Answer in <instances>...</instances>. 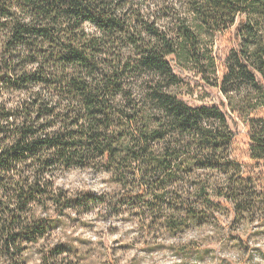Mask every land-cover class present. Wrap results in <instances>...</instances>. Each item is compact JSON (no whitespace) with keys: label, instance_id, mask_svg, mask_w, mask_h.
I'll use <instances>...</instances> for the list:
<instances>
[{"label":"trees","instance_id":"16d2710c","mask_svg":"<svg viewBox=\"0 0 264 264\" xmlns=\"http://www.w3.org/2000/svg\"><path fill=\"white\" fill-rule=\"evenodd\" d=\"M191 83L225 102L186 101ZM74 171L110 193L59 188ZM91 204L145 248L208 224L246 242L236 224L264 220V0H0V264H58L45 235Z\"/></svg>","mask_w":264,"mask_h":264},{"label":"rangeland","instance_id":"374dc122","mask_svg":"<svg viewBox=\"0 0 264 264\" xmlns=\"http://www.w3.org/2000/svg\"><path fill=\"white\" fill-rule=\"evenodd\" d=\"M233 33L234 29L217 46L221 64L234 46ZM191 76L199 79L194 73ZM184 92L189 95L186 101L196 105L221 106L225 102L219 89L199 83L184 87ZM238 128L236 154L249 163L247 129L241 122ZM110 185L102 175L79 171L58 179V187L70 194L110 193ZM221 212L225 223H229L228 212ZM234 231L246 242L239 243L235 237L227 236L221 226L208 224L189 229L179 238L157 235L155 239L161 244L145 248L142 234L129 219L106 211L99 213L91 204L57 220L45 235V244L65 251L58 264H264V220L239 222ZM39 257V250L30 248L25 264H41Z\"/></svg>","mask_w":264,"mask_h":264}]
</instances>
